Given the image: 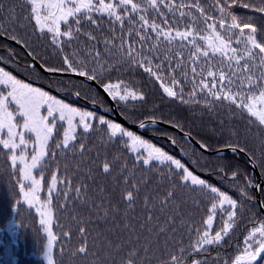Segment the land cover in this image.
<instances>
[{
	"label": "snow or ice",
	"instance_id": "1",
	"mask_svg": "<svg viewBox=\"0 0 264 264\" xmlns=\"http://www.w3.org/2000/svg\"><path fill=\"white\" fill-rule=\"evenodd\" d=\"M17 3L20 13L15 5L9 7L7 0H0V36L31 47L17 32L18 28L26 31L31 28L32 35L45 40L53 54L62 60L61 67L42 65L45 71H70L87 81L98 82L112 101L128 106L129 101L145 99L139 86L122 79L105 82V73L118 70L123 62L142 69L172 100L185 105H202L210 113L217 107L226 106L232 115L244 121L248 132L255 129L264 134V23H256L258 19L264 21V0H211L210 3L208 0H17ZM236 7L253 15L238 14L234 11ZM105 23L107 32L103 27ZM29 55L35 59L33 52ZM32 67L35 70L34 65ZM75 95L80 93L77 91ZM138 126L143 129L146 124L139 121ZM173 126L184 131L179 122ZM95 133H100L101 139L108 144L121 145L118 153L111 159L106 155L98 168L105 178L119 168V178L124 185L120 198L125 209V222L120 236L113 230H110L111 235L101 233L98 247H90L87 242L89 228L83 219L73 217L81 238L79 246L72 250L73 256L85 260L89 256L96 257L101 264H143L151 251L150 237L163 236L166 255L159 258V264H202L197 254L208 253L213 246H226V237L243 216L240 201L195 174L181 159L155 147L121 123L97 115L95 111L74 107L0 67L3 171L9 178L13 196L18 197L16 204L27 205L39 217L46 237L44 256L47 264H56L52 254L55 243L62 237L70 240L74 235L68 230L61 237L53 231L54 200L56 205L66 209L74 201L87 206L92 198L88 196V184L81 181L73 185L67 165L65 173H61L58 166L51 171L47 183L45 169L56 163L60 155H78L83 162L85 153L91 151L85 141ZM184 135L191 137L187 131ZM239 137L240 133L233 129L227 147L236 154H249L250 150ZM172 143L176 141L173 139ZM198 143L200 148L207 150L208 145ZM128 158L133 160L131 167ZM249 158L254 159L255 153ZM92 163L96 164V161ZM261 166L264 167V162ZM137 167L145 176L153 171L161 172L170 182L160 199L161 213L176 203L177 190H181L199 197L193 200L198 210L203 203L204 214L200 220H185L176 207L172 209L175 215H169L153 226L154 220L160 221V217L154 216L156 206L146 195L144 208L147 215L138 230L136 224L127 219L129 210L139 198L141 184L147 183V179L140 182L131 179L136 175L133 170ZM217 168L221 179L236 181L237 170L227 169L224 165ZM87 178H93L91 167ZM45 190L47 195L42 199L41 193ZM103 191L101 188L100 192ZM260 207L264 208V205ZM89 210L96 214V219L105 222L119 215V207L111 201L106 205L103 198L99 203L92 201ZM218 216L220 224L217 227ZM178 217L189 240L187 246L182 239L178 240L170 249L167 241L175 239L170 234L179 231L176 227ZM248 220L251 227L239 242L240 246L234 253H225L227 259L218 254L214 264L264 262V213ZM114 228H120V225L116 224ZM144 231L150 236H143ZM39 232L40 229L36 230L37 240L43 239ZM142 236L147 243L141 242ZM156 243H159L158 239Z\"/></svg>",
	"mask_w": 264,
	"mask_h": 264
},
{
	"label": "trees",
	"instance_id": "2",
	"mask_svg": "<svg viewBox=\"0 0 264 264\" xmlns=\"http://www.w3.org/2000/svg\"><path fill=\"white\" fill-rule=\"evenodd\" d=\"M210 3L211 0H208ZM9 7L15 5L17 13L21 12L17 0H7ZM234 11L241 15H253L248 10L242 7H236ZM6 15V13H5ZM259 15V14H255ZM257 24L264 23V21L256 20ZM105 32L108 30V25H103ZM18 35L22 40H27L31 47H27L23 44L27 52H33L35 60L40 64H47L51 67H61L62 60L53 54L50 47L45 40H41L38 36L32 35L31 28L27 31L23 28L17 29ZM119 29L117 28V33ZM5 37V36H4ZM7 38V37H6ZM9 39V38H8ZM103 39V34H101ZM101 50H103V44H100ZM11 55V59L9 56ZM33 58V55H31ZM0 58L9 63L17 72H20L27 78L40 81L47 86L66 93L70 96L77 91L80 93V97L98 104L99 106L107 109L108 105L97 89H93L88 84L70 78L51 77L43 75L38 69L29 67L30 59L26 53L13 46L11 43L4 41L0 38ZM115 60V57L112 58ZM91 68L92 65H89ZM70 72V71H69ZM117 79H122L126 83H132L139 86V89L144 93L145 99L143 101H129L128 106L123 103L118 105L119 113L125 117L128 121L138 124L139 121H145L155 118V120L162 121L168 124H179L184 129L191 133L196 141H200L208 145L209 150H217L227 147L229 140L231 139V131L235 129L240 133V142L245 144L250 150L248 156L251 153H255V158L252 161L255 163L264 186V167L261 166L264 162V134L253 129L248 132L244 127V121L240 120L237 116L232 115L228 108L217 107L214 112H209L202 105H185L179 101L172 100L165 96L159 87V84L154 79L150 78L147 73H144L142 69L125 65L123 62L118 67V70H113L109 73H105V82L111 80L115 82ZM98 83V82H97ZM66 100L70 101V98ZM71 102V101H70ZM79 107L90 109L81 105L78 101L71 102ZM132 105H135L134 107ZM99 114V113H98ZM100 115V114H99ZM178 128V127H177ZM180 130V128H178ZM145 132L151 133L159 137H167L171 140H175V145L184 153L187 160L192 166L199 172L207 174L206 178H203L212 184L220 187L221 190L227 192L234 199L241 202L243 216L239 220L237 227L233 230L229 237H226L227 244L225 247L220 248L213 246L212 250L208 253L197 254V258L202 261V264H214L219 256H225V253H234L239 242L243 240V237L251 224L248 218L252 216L260 217V212L257 204L254 202V189L253 186L256 183L254 174L251 173L245 158L239 154H221L219 156H210L199 151L194 146L190 145L182 137L174 133L173 131L146 127ZM159 146L163 147L167 152L173 154L177 158L178 155L173 151L168 142L164 139L156 141L142 136ZM79 143V141H77ZM85 144L91 151L85 153V159L80 161L79 156L67 157L60 155L57 162L50 164L45 169V181L47 183L50 179L51 171L55 170L58 166L61 173H65V166L67 165V174L73 180V185L79 184L81 181L88 184V196L92 198L89 205L85 206L80 202L74 201L69 204L65 209L59 205L55 206V217L53 221V231L61 235L64 231L71 230L74 235L72 239L61 238L58 240L53 248V259L56 264H101L100 260L96 257L89 256L88 259L75 257L72 255V250L80 244V235L77 232V219H83L87 227L89 228V235L87 236V242L90 247H98L99 234L111 235V231H115L116 236L122 234L124 221V206L121 202L120 193L123 190V181L119 178V168H117L112 176L105 178L99 171L98 165L104 160L105 156L109 159L114 154L118 153L121 145L108 144L106 140L101 139L100 133L93 134ZM59 152V150H57ZM127 155V154H125ZM96 161V164L92 162ZM183 162V161H182ZM133 160L128 158L129 167H131ZM218 165H224L227 169L237 170L238 176L236 181L233 182L230 179H221ZM92 169V179H88V169ZM163 167V166H161ZM5 163L4 159L0 157V264H46L42 260L41 255L45 251L44 244H46V237H44L43 231L39 224V217L33 209H29L26 205L16 204L18 197L13 196L12 186L9 182V178L4 174ZM136 175L131 177L135 182H140L147 179L146 184H141L140 195L137 199L134 208L129 210L127 219L136 224L139 230V225L145 220L147 215L144 208V198L149 196L151 204H155L153 213L155 217H160V221L154 220L153 226L156 223L161 222L169 215H175L172 212L173 208L178 207L180 214L185 220L189 218L192 221L198 222L201 216L204 214V205L201 203L198 210L193 204L194 199H199L195 193L189 194L188 192L177 190L176 203L170 205L165 212L159 211L160 199L166 194L170 182L162 176L161 172L153 171L145 176L137 167L134 169ZM166 171V168L164 169ZM231 173L229 172V176ZM15 181L13 180L12 183ZM103 188V193L100 189ZM243 193H246L243 194ZM44 196L47 195L46 190L42 192ZM261 201L264 205V188L260 192ZM70 196H74V193H69ZM251 199H248V197ZM103 198L104 203L107 205L111 201L112 205L119 207V215L115 218L110 217L107 222L104 220L96 219V214L89 209L91 208L92 201L99 203ZM91 217V222H89ZM119 224L120 228H114V225ZM220 224V217L216 219V226ZM176 227L178 232L170 234L175 239H169L167 241V247L172 248L176 245V241L183 240L184 245L187 246L189 235L185 231L184 227L179 223V217ZM40 229L39 235L43 239H36V230ZM124 238L127 237V233H123ZM143 236H150L147 231L143 232ZM142 243L148 241L143 240ZM115 238V237H114ZM151 251L148 256L143 260V264H159V258L166 255L165 252V240L163 236L159 238L151 236ZM159 240L157 244L156 241ZM63 249V252H61ZM189 257L188 259H191ZM258 264H264V262H258Z\"/></svg>",
	"mask_w": 264,
	"mask_h": 264
},
{
	"label": "water",
	"instance_id": "3",
	"mask_svg": "<svg viewBox=\"0 0 264 264\" xmlns=\"http://www.w3.org/2000/svg\"><path fill=\"white\" fill-rule=\"evenodd\" d=\"M0 38L3 39L6 42L11 43L13 46L18 47L19 49L23 50L26 53V55L29 57V59H30V62H31L30 63V67H32L34 65V67L37 68L43 75H46V76H56V77H62V78H70V79H77V80H80V81H83V82L89 84L92 88L99 90L101 92V94L104 96V98H105V100H106V102H107V104L109 106V109H111V111H108L106 109H103V108L97 106L95 103H91V102H89V101H87V100H85L83 98H80L79 96H77L75 94H73L71 96V99L72 100H78V101L82 102L83 104L89 106L91 109L98 110L103 115L111 118L114 121H117V122L125 125L127 128L132 129V130L136 131L139 134H143V135H145V136H147V137H149L151 139H154L155 138L156 140H160V138H162V137H155L152 134H146L144 132V129L146 127L166 129V130L173 131L174 133H176L177 135H179L180 137H182L185 141H187L190 145L194 146L199 151H201V152H203V153H205L207 155H210V156H219V155L224 154V153L234 154L229 147L220 148V149L213 150V151L212 150H209L208 148H207V150L202 149V148H200L198 141H196L193 137H185L184 132L181 131V130H179L177 127H174L171 124L164 123V122L159 121V120H155V123L154 124L152 123V120L153 119L145 120L144 122L146 124V127L143 128V129H141V128H139L138 124L130 123L129 121H127L119 113L118 106L103 91V89L99 86V84L97 82H95V81H87L84 77L77 76V75H75L74 73H71V72H55V73H49V72L45 71L44 67H42V65L37 60H35L34 58H31V55H29V53L24 49V46L23 45L17 44L15 41H13L11 39H8V38H6L4 36H0ZM0 64H2L3 66L9 68V66L7 64H4L3 62H0ZM27 81L30 82V83H33L35 85H38L40 87H43L44 89L50 91L51 93H53V94H55V95H57V96H59L61 98H66V95L64 93H60V92H58L56 90H53V89L45 86L44 84H42V83H40L38 81H33V80H28V79H27ZM162 139H164V140H166L168 142V144L175 151V153L178 155V157L184 163H186V165L192 171H194L196 174H198L201 177H204V178L207 177V175L205 173H201V172L197 171L192 166V164H190V162L185 157L184 153L175 144L172 143V140L171 139H169L167 137H164ZM239 154L242 155L245 158V161H246V163H247V165H248L251 173L254 174L255 181H256V183L253 186L254 195H255L254 202L258 206L260 215H262V213H264V208H261L260 207L261 205H263L262 204V201H261V194H260V192L264 188V186H263V181L261 179L260 173H259V171H258L255 163L252 161V159L249 158V156L247 154H245V153H239Z\"/></svg>",
	"mask_w": 264,
	"mask_h": 264
},
{
	"label": "rangeland",
	"instance_id": "4",
	"mask_svg": "<svg viewBox=\"0 0 264 264\" xmlns=\"http://www.w3.org/2000/svg\"><path fill=\"white\" fill-rule=\"evenodd\" d=\"M0 67H2L1 65H0ZM7 70V69H6ZM12 74H14V73H12ZM17 77V76H16ZM18 78V77H17ZM18 79H21V78H18ZM22 80V79H21ZM75 80H77V79H75ZM22 81H24V82H27L26 80H22ZM80 81V80H79ZM27 83H30V82H27ZM33 86H35V87H40V86H38V85H35V84H33V83H31ZM40 88H42V87H40ZM42 89H44V88H42ZM45 91H48V90H46V89H44ZM50 94H52V95H54V96H56L57 98H59V99H61V100H63L64 102H66V103H69V104H71L72 106H74V107H77V108H79V109H81V110H85V111H95V110H93V109H87V108H83V107H79V106H77V105H75V104H73V103H71L70 101H68V100H65V99H62V98H60V97H58L57 95H55V94H53V93H51L50 91H48ZM96 113H97V115H99L98 114V112L97 111H95ZM100 113V112H99ZM100 115H103L102 113H100ZM105 116V115H104ZM106 118H108V119H111V118H109V117H107V116H105ZM112 120V119H111ZM123 125V124H122ZM125 126V125H124ZM126 127V126H125ZM127 128V127H126ZM129 129V128H128ZM130 130H132V129H130ZM133 132H135V133H137L136 131H134V130H132ZM138 135H140L139 133H137ZM141 136V135H140ZM142 137V136H141ZM144 140H146L147 142H149V143H151L152 145H154L155 147H159V148H161L163 151H165V152H167L163 147H161V146H159L158 144H156V143H154L153 141H150V140H148V139H146V138H144V137H142ZM168 154H171V153H169V152H167ZM171 155H173V154H171ZM174 156V155H173ZM175 158H177L176 156H174ZM179 159V158H178ZM194 172V171H193ZM195 173V172H194ZM196 174V173H195ZM198 175V174H197ZM199 176V175H198ZM201 177V176H200ZM201 178H203V177H201ZM41 197H42V199L43 198H46V196H44L42 193H41ZM27 206V205H26ZM34 210V209H33ZM35 211V210H34ZM44 234V233H43ZM0 245H2V243H0ZM41 258H42V260H44L45 262H46V264H47V260L45 259V256H44V252H43V254L41 255Z\"/></svg>",
	"mask_w": 264,
	"mask_h": 264
}]
</instances>
